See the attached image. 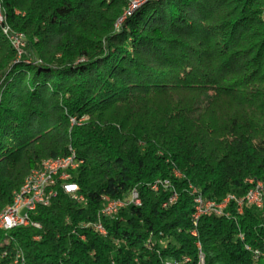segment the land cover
<instances>
[{
  "label": "trees",
  "instance_id": "16d2710c",
  "mask_svg": "<svg viewBox=\"0 0 264 264\" xmlns=\"http://www.w3.org/2000/svg\"><path fill=\"white\" fill-rule=\"evenodd\" d=\"M145 2L117 30L128 0H0V212L45 159L84 160L86 204L60 192L33 213L41 229L1 234L28 264L197 260L190 185L220 201L264 183V0ZM133 188L140 207L101 216ZM232 213L200 219L206 264H264L245 249L264 248V207ZM98 219L106 235L84 226Z\"/></svg>",
  "mask_w": 264,
  "mask_h": 264
},
{
  "label": "built area",
  "instance_id": "2783aa9c",
  "mask_svg": "<svg viewBox=\"0 0 264 264\" xmlns=\"http://www.w3.org/2000/svg\"><path fill=\"white\" fill-rule=\"evenodd\" d=\"M1 9V7H0ZM128 14V13H127ZM1 22V18H0ZM16 40V46L18 48V55L21 57L24 54V47L25 45L20 42V35L19 36H13ZM75 122V118H74ZM68 163H72V169H78L79 167H82L84 164V160L78 157L76 151L74 154V157L69 160ZM63 163L60 164H49V168H56L57 166H61ZM42 166V165H37ZM174 173H180V172H174ZM40 175L33 176V179L28 184V186L23 187L21 190V194H26V200H27V209L22 210L21 214H14V205H12V209L8 213H1L0 215V233H8L5 232V225H10L14 222H23V212H31L34 213L38 209L36 207V200H43L49 201L54 200L59 194H56V191L54 189L53 180L51 184L47 187L46 191H43L42 195H31V187H37L36 186V179ZM262 185L263 183L259 182L258 180H255V185H251L249 190L244 196H237L233 195V199H226L221 201V203H227L228 204V211H233L234 213H237V208H245L246 206H249L255 210L262 209V202H263V193H262ZM69 186H76V194L73 196H70L72 199H74L77 203L80 204V196L82 195L81 192H79V185L76 181L71 180L69 177V174L66 176V185L64 189V193L66 194V189ZM160 187L168 188L170 187V184H163L159 183V181H156L152 184V189L157 191ZM190 193L193 195V212H192V223L193 227L190 231L191 235L196 238V245L199 249V254L197 260H188L187 255H183L181 258H174V257H164L163 263L164 264H206V262H203V252L201 250V244L198 240V222H199V215H202V206L210 205L208 200H199L198 199V192L190 191ZM178 198L177 192H173V194L169 197L167 201H165L162 205L163 207H167L168 205L175 202ZM15 202H19V196L16 198ZM142 205V200L140 197V194L136 188L132 189L131 194H128L125 198H119L116 199L113 202L112 207L109 208L108 211H103L104 218H113L116 216H119L120 213L124 212L125 210H128L130 207H140ZM34 223H37V229H41V224L34 220ZM86 224H95V231L99 232L102 235H106L107 231L103 225L102 220H97L94 223H86ZM37 239V236H35ZM82 239L85 238L84 235L81 236ZM149 246H155L156 244L165 246L167 244V239L161 238L157 239L155 234H151L148 239ZM249 249V246H248ZM10 250L7 248L0 251V262L5 257V255L9 254ZM253 257V256H252ZM255 261L262 260L264 261V254L260 257H253ZM20 264V262H19Z\"/></svg>",
  "mask_w": 264,
  "mask_h": 264
},
{
  "label": "bare ground",
  "instance_id": "6f19581e",
  "mask_svg": "<svg viewBox=\"0 0 264 264\" xmlns=\"http://www.w3.org/2000/svg\"><path fill=\"white\" fill-rule=\"evenodd\" d=\"M142 3L145 2V0H141ZM1 7V4H0ZM0 18L1 22H4V16L2 15V9H0ZM4 33L7 34L11 40V42L15 41V36L14 34H11L10 29L8 26L3 27ZM19 36V35H18ZM22 39V38H20ZM21 41V40H20ZM15 44V43H14ZM16 46V45H15ZM17 47V46H16ZM75 150H71V152L68 155L61 156V157H56V158H48L42 161L39 165L42 166H37L33 168L30 173L27 175L25 178L23 184L20 186L18 190H16L13 194V199L12 202L9 203L1 212V213H8L12 209V205H14V214H21L22 210L27 209V200H26V194H21V190L23 187L28 186V184L31 182L33 179V176L35 175H40L36 179V186L37 187H31V195H42L43 191L47 190V187L51 184L53 180L54 184V189L56 191V194H59L60 192L64 193L65 185H66V176L69 174V177L71 180H74V177L78 173V169H72V163H68L69 160H71L74 157ZM63 163L61 166H57L56 168H49V164H60ZM81 167H79L80 171ZM178 172V171H176ZM177 176H181L180 173H175ZM159 183L163 184H170L169 181H161L157 180ZM259 182L263 183L262 181L258 180ZM249 185H255V179H249L248 180ZM197 191L198 192V199L199 200H208L210 205H205L202 206V215H199V221L202 217L208 216V215H215V216H225L229 217L233 213V211H228V204L227 203H221V201L226 200V199H233V195L235 194H228L225 196L222 200L217 201L216 199L213 198H208L207 196L203 195L196 187L190 185V191ZM80 192V191H79ZM132 190L129 192L131 194ZM262 193H263V202H262V208L264 207V183L262 185ZM66 194L69 196H73L76 194V186H69L66 189ZM19 196V202H15L16 198ZM119 199V198H118ZM111 200L107 202L106 206L103 207L101 210V216H104L103 211H108L110 207H112L113 202L115 201ZM53 200L45 201L43 200H36V207H41V206H49ZM80 204H86V198L82 194L80 196ZM262 209H257L259 212ZM244 208H237V213L238 215L243 214ZM100 220V219H98ZM199 223V222H198ZM264 225V223H262ZM93 226L95 228V224H84V226ZM19 227H34L37 228V223H34L33 221V213L31 212H23V222H14L10 225H5V232L11 231L15 228ZM2 233H0L1 236ZM238 237L241 240H244V235L242 232L238 234ZM38 238V236H37ZM198 238H199V231H198ZM0 240H2L0 238ZM199 240V239H198ZM200 242V241H199ZM249 246V249H248ZM7 248V246H2L0 243V251L3 249ZM10 250L9 254L5 255L3 259L1 260L0 264H28L26 256L21 248L16 246L15 244L13 246L8 247ZM245 249L249 252L252 253L253 257H260L264 254V248H258V247H253L250 244H245ZM188 260H194V258L190 255H187ZM203 262H205L204 254H203Z\"/></svg>",
  "mask_w": 264,
  "mask_h": 264
},
{
  "label": "rangeland",
  "instance_id": "374dc122",
  "mask_svg": "<svg viewBox=\"0 0 264 264\" xmlns=\"http://www.w3.org/2000/svg\"><path fill=\"white\" fill-rule=\"evenodd\" d=\"M146 3V2H145ZM145 3H142L141 0H128V5L127 7L125 8L124 10V13H123V16L121 18H119L115 24V28L117 30H120L122 25L124 24V22L126 21V19L130 16H132L138 9H140L141 7H143V5ZM128 13V14H127ZM4 22H2L1 24H3ZM9 27V26H8ZM10 29V28H9ZM15 33V36H18L20 35V39L21 43H23L25 45V42H24V35L23 33L21 32H14ZM14 33H11V34H14ZM15 43V44H14ZM13 46L15 47V49L18 51V48L15 46L16 45V42L13 41L12 42ZM28 51L27 49L24 47V54H26ZM72 122H74V118L71 119ZM124 212H128V210H125Z\"/></svg>",
  "mask_w": 264,
  "mask_h": 264
},
{
  "label": "water",
  "instance_id": "95a60500",
  "mask_svg": "<svg viewBox=\"0 0 264 264\" xmlns=\"http://www.w3.org/2000/svg\"><path fill=\"white\" fill-rule=\"evenodd\" d=\"M146 1H148V0H146Z\"/></svg>",
  "mask_w": 264,
  "mask_h": 264
}]
</instances>
